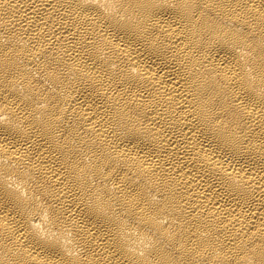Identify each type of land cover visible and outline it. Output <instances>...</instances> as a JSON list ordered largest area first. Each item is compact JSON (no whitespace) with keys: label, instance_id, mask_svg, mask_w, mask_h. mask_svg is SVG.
Masks as SVG:
<instances>
[{"label":"bare ground","instance_id":"obj_1","mask_svg":"<svg viewBox=\"0 0 264 264\" xmlns=\"http://www.w3.org/2000/svg\"><path fill=\"white\" fill-rule=\"evenodd\" d=\"M0 264H264V0H0Z\"/></svg>","mask_w":264,"mask_h":264}]
</instances>
